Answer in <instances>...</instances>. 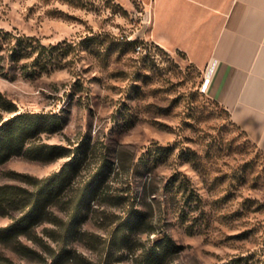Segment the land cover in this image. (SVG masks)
I'll list each match as a JSON object with an SVG mask.
<instances>
[{"label": "rangeland", "instance_id": "374dc122", "mask_svg": "<svg viewBox=\"0 0 264 264\" xmlns=\"http://www.w3.org/2000/svg\"><path fill=\"white\" fill-rule=\"evenodd\" d=\"M149 29L145 8L133 0L128 6L82 0L76 7L0 0V32L31 37L45 47L38 63L37 52L17 62L1 52L0 92L19 113L64 119L63 130L42 135V142L74 145L83 137L97 142L111 163L110 192L130 191L148 214L146 231L155 233H141L134 249H123L112 264H135L160 233L181 248L166 264H264V150L204 93L203 71L184 53L152 43ZM45 61L51 64L42 70ZM67 161L13 157L0 166V186L25 187L11 173L42 179ZM97 166L93 156L76 186ZM51 210L62 215L64 206ZM123 210L95 201L82 229L107 238L103 219L115 220ZM19 215L0 214V228ZM50 227L43 223L33 228L34 235L0 241V261L38 264L14 247L19 241L42 254L38 239L47 242L44 230ZM71 247L101 260L81 242Z\"/></svg>", "mask_w": 264, "mask_h": 264}, {"label": "trees", "instance_id": "16d2710c", "mask_svg": "<svg viewBox=\"0 0 264 264\" xmlns=\"http://www.w3.org/2000/svg\"><path fill=\"white\" fill-rule=\"evenodd\" d=\"M72 7L81 5L82 0H54ZM84 7V5H82ZM45 47L31 37L0 32V54L9 53L11 62H17L29 54H43ZM29 52V53H28ZM40 63V62H39ZM51 64L45 61L40 67L44 70ZM40 66V65H39ZM24 64L22 69H26ZM5 68L0 65V73ZM6 74V73H5ZM7 115H10L7 117ZM65 121L57 114L19 113L14 101L0 92V166L13 157L30 161L50 163L66 158L68 161L60 171L42 179L26 174L11 173V178L25 185L0 186V214L18 212L13 222L6 228H0V241L14 240L20 235H34L33 228L40 224H49L44 233L48 241L39 238L43 253L16 242L15 250L38 264H112L120 259L116 257L122 250H133L138 236L151 228L148 214L138 208L136 198L130 191L110 192L108 182L112 169L108 157L97 142L83 137L78 143L70 145H51L42 142L41 136H52L63 130ZM93 156L98 157V166L80 185L76 186L79 172ZM71 193V194H70ZM105 200L114 206L124 208L123 215L115 220L104 218L109 227L107 238L82 229L89 219L92 203ZM64 206L59 215L51 210L52 206ZM81 242L87 248L101 255L94 262L71 247V242ZM180 246L167 233H160L145 248L135 264H166L180 251ZM0 264H15L9 259H1Z\"/></svg>", "mask_w": 264, "mask_h": 264}, {"label": "crops", "instance_id": "0c3cea01", "mask_svg": "<svg viewBox=\"0 0 264 264\" xmlns=\"http://www.w3.org/2000/svg\"><path fill=\"white\" fill-rule=\"evenodd\" d=\"M133 1L145 8L148 39L202 70L204 93L264 150V0Z\"/></svg>", "mask_w": 264, "mask_h": 264}]
</instances>
